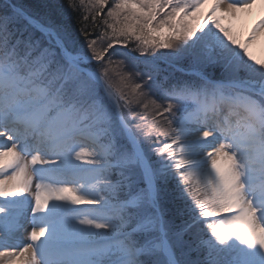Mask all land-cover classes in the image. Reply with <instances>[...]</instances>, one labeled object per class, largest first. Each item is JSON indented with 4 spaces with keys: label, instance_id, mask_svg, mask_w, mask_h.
I'll list each match as a JSON object with an SVG mask.
<instances>
[{
    "label": "snow or ice",
    "instance_id": "snow-or-ice-1",
    "mask_svg": "<svg viewBox=\"0 0 264 264\" xmlns=\"http://www.w3.org/2000/svg\"><path fill=\"white\" fill-rule=\"evenodd\" d=\"M38 7L0 5V264H264V0Z\"/></svg>",
    "mask_w": 264,
    "mask_h": 264
},
{
    "label": "trees",
    "instance_id": "trees-1",
    "mask_svg": "<svg viewBox=\"0 0 264 264\" xmlns=\"http://www.w3.org/2000/svg\"><path fill=\"white\" fill-rule=\"evenodd\" d=\"M5 0H0V5L5 3ZM12 3H16L19 5H23L26 8H29L30 10L33 11H39V5L43 3V0H11ZM179 75V74H177Z\"/></svg>",
    "mask_w": 264,
    "mask_h": 264
},
{
    "label": "bare ground",
    "instance_id": "bare-ground-1",
    "mask_svg": "<svg viewBox=\"0 0 264 264\" xmlns=\"http://www.w3.org/2000/svg\"><path fill=\"white\" fill-rule=\"evenodd\" d=\"M256 18V13H253L252 15L246 17L244 20L240 21V24L242 26H244V30L246 31L247 28L251 25L252 21ZM254 51L256 52V54L259 56L261 55L260 50L254 49ZM21 235L24 236V238L26 239V232H22Z\"/></svg>",
    "mask_w": 264,
    "mask_h": 264
},
{
    "label": "rangeland",
    "instance_id": "rangeland-1",
    "mask_svg": "<svg viewBox=\"0 0 264 264\" xmlns=\"http://www.w3.org/2000/svg\"><path fill=\"white\" fill-rule=\"evenodd\" d=\"M113 2H114V0H113ZM236 31H238V32H243V31H245L244 30V26H242L241 24H240V22H237V26H236V29H235ZM37 35H39V33H37Z\"/></svg>",
    "mask_w": 264,
    "mask_h": 264
}]
</instances>
